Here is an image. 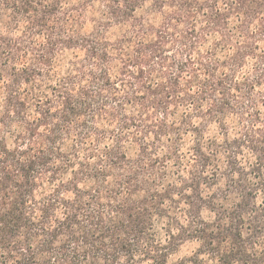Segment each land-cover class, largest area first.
<instances>
[{
	"label": "clouds",
	"instance_id": "obj_1",
	"mask_svg": "<svg viewBox=\"0 0 264 264\" xmlns=\"http://www.w3.org/2000/svg\"><path fill=\"white\" fill-rule=\"evenodd\" d=\"M0 264H264V0H0Z\"/></svg>",
	"mask_w": 264,
	"mask_h": 264
}]
</instances>
